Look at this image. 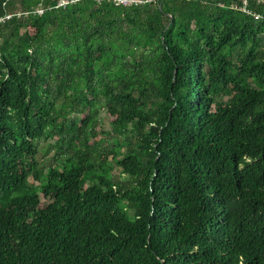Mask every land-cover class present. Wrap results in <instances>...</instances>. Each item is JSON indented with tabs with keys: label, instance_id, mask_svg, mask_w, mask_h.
<instances>
[{
	"label": "trees",
	"instance_id": "trees-1",
	"mask_svg": "<svg viewBox=\"0 0 264 264\" xmlns=\"http://www.w3.org/2000/svg\"><path fill=\"white\" fill-rule=\"evenodd\" d=\"M58 1L0 0V264H264V19Z\"/></svg>",
	"mask_w": 264,
	"mask_h": 264
},
{
	"label": "built area",
	"instance_id": "built-area-1",
	"mask_svg": "<svg viewBox=\"0 0 264 264\" xmlns=\"http://www.w3.org/2000/svg\"><path fill=\"white\" fill-rule=\"evenodd\" d=\"M97 3L101 1H111L115 5H122V6H130V5H138V4H143V3H152L155 0H93ZM189 1H196V0H189ZM68 2H74V0L69 1V0H59L57 6H64ZM254 3L255 5L263 6L264 7V0H240V5L238 7L236 6H231L235 9H238L244 14L251 15L255 19H264L263 14H259L256 11H253L250 8V4ZM44 9L41 5L37 6L31 13L41 15L43 13ZM21 13H17L16 15L19 16ZM27 14V13H26ZM12 15L8 14L2 18H0V22L4 21L5 19H9Z\"/></svg>",
	"mask_w": 264,
	"mask_h": 264
},
{
	"label": "rangeland",
	"instance_id": "rangeland-1",
	"mask_svg": "<svg viewBox=\"0 0 264 264\" xmlns=\"http://www.w3.org/2000/svg\"><path fill=\"white\" fill-rule=\"evenodd\" d=\"M99 124L100 127L103 130H110V125H109V117L107 114H105L104 110H102L99 114ZM53 141L49 140L47 142H40L39 143V150H38V155H37V160L39 161L40 165L42 167H48V166H55L61 163L62 157L60 156L55 150H52L49 153H46L48 150V144H52ZM115 144V141L110 140L109 145L113 146ZM57 159L60 161H57Z\"/></svg>",
	"mask_w": 264,
	"mask_h": 264
},
{
	"label": "bare ground",
	"instance_id": "bare-ground-1",
	"mask_svg": "<svg viewBox=\"0 0 264 264\" xmlns=\"http://www.w3.org/2000/svg\"><path fill=\"white\" fill-rule=\"evenodd\" d=\"M43 2H44V1H43ZM47 11H48V10H47ZM28 15H29V14H28ZM28 15H27V16H28Z\"/></svg>",
	"mask_w": 264,
	"mask_h": 264
}]
</instances>
